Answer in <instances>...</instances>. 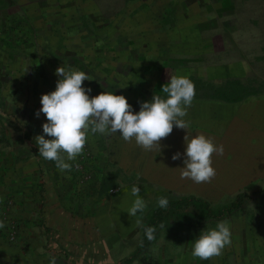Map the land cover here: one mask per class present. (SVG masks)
<instances>
[{
  "label": "rangeland",
  "instance_id": "374dc122",
  "mask_svg": "<svg viewBox=\"0 0 264 264\" xmlns=\"http://www.w3.org/2000/svg\"><path fill=\"white\" fill-rule=\"evenodd\" d=\"M6 30L12 37L16 35V44H25L23 49L29 45L36 50L35 56L40 54L47 63L45 67H37L34 77L25 73L23 67L17 71L21 72L17 81L9 86L5 82V92L25 98L26 109L31 104L30 97L36 95L38 100L45 91L55 89L53 80L55 76L58 80L55 69L59 66L91 73L94 80L84 81V85L92 88L91 95L114 91L125 95L133 107L151 100L154 94L163 95L160 89L170 76L186 77L201 68L209 70L214 64H226L231 69V72L223 70L221 91L264 92V0H0V35ZM32 54L29 55L33 61ZM26 55L16 54L20 62ZM231 62H238V74L234 63L228 67ZM234 78L240 80L235 82ZM190 80L196 91L199 87H206V92L218 91L207 83ZM111 141L112 134L91 135L82 154L69 162L68 171H61L52 161L51 175L61 181L64 190H73V198L81 207L88 203L103 204L131 192L136 185L140 187V197L147 202L144 214L149 218L158 208L160 197L179 200L186 197L182 195L184 192H199L193 181L181 182L173 177L180 173L174 165L163 166V177L158 176L152 182L116 169V163H112L113 150L108 148ZM252 152L254 160L260 158L259 151L253 148ZM240 161L250 163L244 158ZM249 183L232 180L227 182L228 187L210 181L203 198L213 204L212 208H218L234 201ZM257 183L256 186L262 187L264 180ZM225 220L230 226L234 222L250 224L249 231L261 234L264 195L249 198L241 210L220 220L166 217L152 245L158 238L186 236L192 246L203 229ZM234 230L231 228L232 236ZM12 235L10 232L9 237ZM125 247L119 241L111 245L114 253Z\"/></svg>",
  "mask_w": 264,
  "mask_h": 264
},
{
  "label": "crops",
  "instance_id": "0c3cea01",
  "mask_svg": "<svg viewBox=\"0 0 264 264\" xmlns=\"http://www.w3.org/2000/svg\"><path fill=\"white\" fill-rule=\"evenodd\" d=\"M8 33L6 30L0 35V219L5 221V227L0 229V264H264V220L261 234L255 235L249 231L250 224L232 223L231 228L235 230L230 245L220 256L208 260L193 257L190 238L182 236L171 240L158 238L146 253L128 263L127 258L140 245L147 215L144 212L128 215L135 199L130 191L103 204L88 203L81 207L73 198V190H64L61 181L51 175L53 163L39 156L35 143V137L43 134L42 124L46 122L43 113L39 117L36 115L41 97H37L38 100L36 95L30 97L31 104L26 109L23 108L25 98L9 95L10 91L6 93L7 87H4L5 82L9 86L19 79L21 72L17 71L21 68L34 77L37 67L40 69L47 63L40 54L36 57V50H31L29 45L23 49L25 44H16V35L12 37ZM22 52L27 55L20 62L16 54ZM31 53L35 56L33 61ZM237 65L238 62L234 65L236 74ZM223 70L231 72L226 64H214L209 70L201 68L186 77L219 90L223 86ZM232 80L238 82L240 79ZM56 81L55 76L54 88ZM204 88L195 89L185 119L189 121L190 134L203 133L218 146H223L222 154H213L216 175L211 181L220 182L217 186L228 187L227 182L232 180L249 181L247 190L238 194L264 190V185L256 186L264 180V92L247 93L239 100L230 101L218 96L217 91L206 92ZM133 108L138 111L140 106ZM187 134L188 130L174 127L172 133L160 141V151L157 148L146 152L134 140L126 142L119 133H114L108 143V148L113 150L112 163H116V169L138 174L151 182L158 176L163 177V166L174 165L180 173L173 177L181 182L192 181L181 178L183 157L175 161L171 158L177 151L184 152ZM93 145L96 148L94 142ZM253 148L259 151V159H253ZM240 158L251 164L241 163ZM206 186L207 182L195 183L198 193L184 192L182 195L203 198ZM256 196L260 195L253 197ZM10 232L13 233L11 237ZM115 241L124 243L125 249L112 252L111 245Z\"/></svg>",
  "mask_w": 264,
  "mask_h": 264
},
{
  "label": "clouds",
  "instance_id": "9594fccd",
  "mask_svg": "<svg viewBox=\"0 0 264 264\" xmlns=\"http://www.w3.org/2000/svg\"><path fill=\"white\" fill-rule=\"evenodd\" d=\"M58 76L54 90L41 95V113L46 117L42 124V133L35 137L39 156L47 161H54L61 171L71 169L70 161H74L82 152L91 135H108L119 133L126 141L134 140L136 145L146 152L159 148L160 141L169 136L173 128L188 130L184 137V152L173 153L172 160L183 157L182 179H190L200 184L210 182L216 175L213 167V154L223 153V146L214 143L212 138L203 133H189L188 108L195 97L193 82L183 76L174 75L165 83L160 92L151 100L140 102L138 111L134 110L123 94L106 91L91 95L92 88L84 85L91 80L85 70L72 66H59L55 69ZM49 138H45V137ZM140 187L131 188V196L135 197L129 216L143 213L147 202L140 197ZM157 206L166 209L169 206L167 197H160ZM5 221L0 219V229ZM157 229L148 227L145 236L153 241ZM231 226L228 221H219L212 228L203 229L193 240L191 254L201 260L220 256L226 246L231 243Z\"/></svg>",
  "mask_w": 264,
  "mask_h": 264
},
{
  "label": "trees",
  "instance_id": "16d2710c",
  "mask_svg": "<svg viewBox=\"0 0 264 264\" xmlns=\"http://www.w3.org/2000/svg\"><path fill=\"white\" fill-rule=\"evenodd\" d=\"M235 93H237L235 89L230 92L221 91V89L217 91L218 96L230 101L239 100L246 95L244 89H242L240 93ZM262 193H264V190L256 191L252 194L240 193L234 201L219 206L218 208H212L213 204L209 200L195 196L185 197L179 200H170L169 206L166 209H161L159 207L154 209L151 216L144 222L140 245L126 261L128 263H132L137 257L148 251L149 247L156 238L153 241H148L145 236V229L148 227H155L158 231L164 218L171 216L182 219L197 217L199 221L207 219H224L227 216L241 210L249 198Z\"/></svg>",
  "mask_w": 264,
  "mask_h": 264
}]
</instances>
